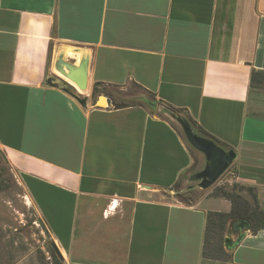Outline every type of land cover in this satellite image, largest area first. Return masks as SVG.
<instances>
[{
    "label": "crops",
    "instance_id": "0c3cea01",
    "mask_svg": "<svg viewBox=\"0 0 264 264\" xmlns=\"http://www.w3.org/2000/svg\"><path fill=\"white\" fill-rule=\"evenodd\" d=\"M61 44L91 50L86 106L46 83ZM254 69L264 70V0H0V157L65 264H264V229L252 225L234 250L224 245L228 259L204 257L208 212L232 203L214 188L173 200L196 154L167 111L93 94L96 83L133 84L182 110L236 152L230 184L250 201L253 188L264 209Z\"/></svg>",
    "mask_w": 264,
    "mask_h": 264
},
{
    "label": "rangeland",
    "instance_id": "374dc122",
    "mask_svg": "<svg viewBox=\"0 0 264 264\" xmlns=\"http://www.w3.org/2000/svg\"><path fill=\"white\" fill-rule=\"evenodd\" d=\"M68 86L73 89L71 85ZM91 88L90 84L88 92L91 91ZM112 90L116 102L130 101L133 95L136 96L135 98L140 97L145 103L156 102L162 108L161 114L167 111L169 114L167 118L178 127L187 140L181 125L170 113L169 106L155 101L151 94L133 84L123 90L119 88ZM178 111H181L179 115L178 113L174 115L185 116L181 114L182 110ZM190 148L196 154L194 164L185 177L173 186V200L187 204L196 202L209 190L218 186L216 182L212 187L202 189L199 187L198 181L192 178L194 173L203 169L205 157L193 147L190 146ZM230 170L228 169L222 175L221 178L225 180V184L222 186H231L230 183H232L234 175ZM27 196L29 193L21 181L19 171L0 157V264H53L50 249L53 244L58 247L59 245L43 218L38 214L34 201L31 199L32 203L28 202ZM61 252L66 261L67 255L63 254V250Z\"/></svg>",
    "mask_w": 264,
    "mask_h": 264
},
{
    "label": "water",
    "instance_id": "95a60500",
    "mask_svg": "<svg viewBox=\"0 0 264 264\" xmlns=\"http://www.w3.org/2000/svg\"><path fill=\"white\" fill-rule=\"evenodd\" d=\"M91 50L86 46L61 44L58 46L53 70L55 75L49 76L46 83L58 87L74 97L80 104L86 106L84 93L90 88ZM67 83V84H66ZM68 85H71V89ZM181 125L188 143L205 157L203 169L193 174L202 189L212 187L218 179L230 168L236 159L234 150H227L211 138L199 135L192 123L183 116L172 115ZM251 230V224L242 218H231L225 233V248L234 250L246 234ZM58 254L60 248L53 244Z\"/></svg>",
    "mask_w": 264,
    "mask_h": 264
},
{
    "label": "trees",
    "instance_id": "16d2710c",
    "mask_svg": "<svg viewBox=\"0 0 264 264\" xmlns=\"http://www.w3.org/2000/svg\"><path fill=\"white\" fill-rule=\"evenodd\" d=\"M263 80H264V70L254 69L252 73V85L260 84V82H262ZM98 92L108 93V95L110 96L111 99H113L117 107H120L123 104L121 102H116L115 99L113 98V90L105 86H102L101 83H96L94 85L93 94H96ZM169 110L172 115L176 113H178L179 115V113L181 112L178 111L179 109L173 107H170ZM184 117H186L192 123L196 132L199 135L211 138L217 143H219L225 149L231 150V148L220 142L209 132L199 127L198 124L195 121H193L190 117L188 116H184ZM23 177L27 181V177L26 176ZM244 187L246 186H243L238 183H234L232 184L231 187L229 185L216 186L212 191V195L225 197L229 199L232 203V209L229 212H218V211L208 212L207 225L204 236V249H203V255L205 258L226 260L230 257L231 254L227 252L224 248L225 245L224 236L227 229L228 221L231 218H242L247 220L252 225L253 233L258 232L260 229H264V209L260 207L257 199V195L253 191V188L251 187L247 188L252 195L251 201L245 198L241 194V190L244 189ZM50 252L53 258V264H65L63 255L58 254L53 246L51 247Z\"/></svg>",
    "mask_w": 264,
    "mask_h": 264
},
{
    "label": "built area",
    "instance_id": "2783aa9c",
    "mask_svg": "<svg viewBox=\"0 0 264 264\" xmlns=\"http://www.w3.org/2000/svg\"><path fill=\"white\" fill-rule=\"evenodd\" d=\"M221 177H222V176H221ZM221 177H220V178L218 179V181H217L218 186H222V185L225 184V180H223Z\"/></svg>",
    "mask_w": 264,
    "mask_h": 264
},
{
    "label": "bare ground",
    "instance_id": "6f19581e",
    "mask_svg": "<svg viewBox=\"0 0 264 264\" xmlns=\"http://www.w3.org/2000/svg\"><path fill=\"white\" fill-rule=\"evenodd\" d=\"M26 198H27V197H26ZM30 199H31V198H30ZM30 199H29V200H30ZM28 202H29V201H28Z\"/></svg>",
    "mask_w": 264,
    "mask_h": 264
}]
</instances>
